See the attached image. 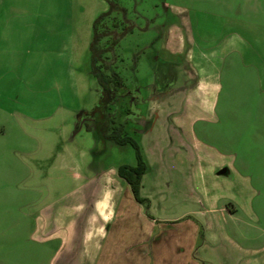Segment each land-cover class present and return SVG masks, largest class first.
<instances>
[{
  "label": "rangeland",
  "instance_id": "obj_1",
  "mask_svg": "<svg viewBox=\"0 0 264 264\" xmlns=\"http://www.w3.org/2000/svg\"><path fill=\"white\" fill-rule=\"evenodd\" d=\"M112 1L132 21L103 56L141 98L121 96L114 124L135 113L122 131L145 164L143 214L189 220L150 228L148 244L182 245L193 224L197 264H264V0ZM105 8L0 0V264H66L73 220L109 216L130 194L115 168L134 163L132 148L100 136L99 109L96 129H73L97 98L87 46ZM123 25L115 11L96 28ZM221 167L230 176L215 178Z\"/></svg>",
  "mask_w": 264,
  "mask_h": 264
},
{
  "label": "crops",
  "instance_id": "obj_2",
  "mask_svg": "<svg viewBox=\"0 0 264 264\" xmlns=\"http://www.w3.org/2000/svg\"><path fill=\"white\" fill-rule=\"evenodd\" d=\"M178 143L184 144L181 140ZM187 150L190 151L189 149ZM221 168L223 171L217 173V170L213 173L215 178L230 176V169ZM143 179L144 176H141L139 194L145 197L143 196L145 195L142 186ZM127 196L128 198L123 202H117L115 210L109 216L98 217V215H92L89 209L85 211L84 216L73 220L75 228L79 225L77 229L80 230L73 237L74 252L77 251V255L76 252L74 255L69 251L65 259L66 264H160L158 262L165 260V256L169 255L177 256V259H174L170 264H197L196 258L194 257V259L192 256V238L195 237L196 232L193 224L191 229L192 237L190 239L189 237L187 239L184 238L182 241L185 243L182 245L181 243L175 244L174 239L170 241L171 243L167 247L160 243H154L152 247L151 239L149 244L147 242L150 228H155L158 224H166L168 226L179 219L183 220V218L185 222H188L187 218L182 214L179 215L181 216L180 218L179 216H174V218L172 216L158 217L150 211L143 214L142 209L144 210V208L142 205L136 203L130 194ZM145 198L147 199V204H149L148 198ZM113 218L116 221L114 224L112 223ZM137 219L140 220V223ZM50 223L51 236H57L58 221L53 220ZM42 230L43 228H41L40 234L43 233Z\"/></svg>",
  "mask_w": 264,
  "mask_h": 264
},
{
  "label": "trees",
  "instance_id": "obj_3",
  "mask_svg": "<svg viewBox=\"0 0 264 264\" xmlns=\"http://www.w3.org/2000/svg\"><path fill=\"white\" fill-rule=\"evenodd\" d=\"M106 8L101 11L92 21L91 24V37L87 46L89 73L94 78L96 83L97 98L93 106L83 111L87 114L89 120L92 121V128L96 129L93 112L95 109H99L101 115V121L97 127L100 130V136L103 139L108 140L117 145L128 144L133 151L134 163L132 165H118L115 168V175L121 181L124 182L127 187L131 198L138 204H141L145 209L147 205V199L139 194L140 179L145 168V164L141 159L136 143L122 131L123 120L122 116L115 123L116 108L118 105V96L116 91L123 87V83L117 72L110 66V62L104 60L103 54L109 52L113 55L112 47L117 40L125 33L130 32L132 23L131 21L123 17V8L117 6L112 0H104ZM119 12L122 16V20L126 22L118 31H99L96 25L101 23L102 18L110 14L111 12ZM109 35V41L106 45L101 46L98 41L105 34ZM125 112L131 113L126 107ZM79 111L78 113L82 112ZM126 119V118H123ZM79 125V121H76L73 125V129H76ZM89 128V126H86Z\"/></svg>",
  "mask_w": 264,
  "mask_h": 264
},
{
  "label": "flooded vegetation",
  "instance_id": "obj_4",
  "mask_svg": "<svg viewBox=\"0 0 264 264\" xmlns=\"http://www.w3.org/2000/svg\"><path fill=\"white\" fill-rule=\"evenodd\" d=\"M119 13V12H118ZM119 15L120 16H122L120 13H119ZM123 17H124V15H123ZM122 18V17H121ZM125 18V17H124ZM126 19V18H125ZM124 20V19H123ZM127 20H129V19H127ZM129 21H131V20H129ZM125 22V21H124ZM131 23H132V21H131ZM125 24H126V22H125ZM122 89V91H120L119 92V94H117L116 93V95L118 96V98H120L121 96H124V95H127L128 96V98H129V100L132 102V101H135V102H140L141 101V98L137 95V90H135V89H128V90H125L124 89V87H122L121 88ZM84 111V110H83ZM80 112L77 116H76V121H79V123L81 122L82 123V121L83 120H88L87 118H88V116H87V114L85 113V112ZM135 113L134 112H131V113H128V112H125L124 114H122L121 116H122V118H128V116L127 115H131V117H132V115H134ZM120 116V117H121ZM136 116H137V114H136ZM120 117L118 118V120L120 119ZM129 119H131V118H129ZM118 123V122H117ZM123 182V181H122ZM124 183V182H123ZM125 185V184H124Z\"/></svg>",
  "mask_w": 264,
  "mask_h": 264
},
{
  "label": "water",
  "instance_id": "obj_5",
  "mask_svg": "<svg viewBox=\"0 0 264 264\" xmlns=\"http://www.w3.org/2000/svg\"><path fill=\"white\" fill-rule=\"evenodd\" d=\"M78 114H79V113L77 112L76 115H75V118H76V116H77ZM74 124H75V122H74ZM221 171H223L222 168L219 169V170L217 171V173H219V172H221Z\"/></svg>",
  "mask_w": 264,
  "mask_h": 264
}]
</instances>
